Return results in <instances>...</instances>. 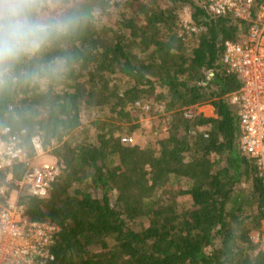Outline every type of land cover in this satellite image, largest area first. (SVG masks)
Wrapping results in <instances>:
<instances>
[{"label": "trees", "instance_id": "trees-1", "mask_svg": "<svg viewBox=\"0 0 264 264\" xmlns=\"http://www.w3.org/2000/svg\"><path fill=\"white\" fill-rule=\"evenodd\" d=\"M205 1L39 0L42 14L90 17L69 47L67 79L0 93V139L18 136L32 157L39 136L60 168L46 199L18 196L28 220L57 229L50 264H264L250 236L264 223V174L239 149L230 96L241 83L223 63L226 43L251 23L213 17ZM185 9L189 35L179 27ZM138 103L169 116L153 145L116 135L136 128ZM200 105L214 117L189 115ZM87 112L97 116L84 124ZM83 126L95 140L77 136ZM24 172L14 164L0 185L11 173L7 193L19 192Z\"/></svg>", "mask_w": 264, "mask_h": 264}, {"label": "built area", "instance_id": "built-area-1", "mask_svg": "<svg viewBox=\"0 0 264 264\" xmlns=\"http://www.w3.org/2000/svg\"><path fill=\"white\" fill-rule=\"evenodd\" d=\"M205 6L213 17L231 15L251 23L240 42L226 43L223 63L241 83L240 89L230 96L231 103L238 107L239 149L244 156L253 159L264 174V0H206ZM194 31L188 22L180 26L181 34L189 35ZM136 106L142 109L139 103ZM8 132L5 129L2 134ZM121 142L130 144L132 138L124 137ZM31 145L34 158L44 154L39 136L31 139ZM32 157L18 136L0 139V173L14 164L23 165L25 172L14 183L16 189L30 197L46 199L60 168L50 160L35 163ZM10 182L12 174L8 173L4 184L0 185V264H50L57 229L28 220L18 200L13 201L12 195L7 193L6 184Z\"/></svg>", "mask_w": 264, "mask_h": 264}, {"label": "clouds", "instance_id": "clouds-1", "mask_svg": "<svg viewBox=\"0 0 264 264\" xmlns=\"http://www.w3.org/2000/svg\"><path fill=\"white\" fill-rule=\"evenodd\" d=\"M89 23L81 9L45 15L39 0H0V93L67 79L76 65L69 47Z\"/></svg>", "mask_w": 264, "mask_h": 264}, {"label": "rangeland", "instance_id": "rangeland-1", "mask_svg": "<svg viewBox=\"0 0 264 264\" xmlns=\"http://www.w3.org/2000/svg\"><path fill=\"white\" fill-rule=\"evenodd\" d=\"M47 6L49 7V11L52 12V10L54 9L52 8V5H47ZM189 17H190V14L188 10L185 9L184 11H182L180 14L181 24L189 21ZM141 110L143 111L138 112L137 121L132 123L131 125H128V128L129 126H133V125L136 126V128L130 132H124L121 135H118V134L116 135L120 137H131L132 138L131 144L140 145V147H145V146L153 145L157 141V139L165 137L166 131L168 128L169 116L167 114H164L161 110V107L158 105L153 106L152 111H151L149 106L143 104ZM191 114H196V115L201 114L207 118L214 117L213 110L208 105H200L198 107H194L191 110V112H189V115ZM96 116H97L96 112L95 113L87 112L82 117L83 119L82 121L84 124H88L92 122ZM79 134L77 136L80 139H84V140L89 139L91 141L93 139L95 140L94 132L92 130L87 129L86 126H83L82 128H80ZM74 139L76 138L74 137ZM78 141L75 140L76 143ZM32 160H35L34 161L35 163H38L39 161H43V160H50V161L56 162V160L53 158L51 149H44V154L41 157L39 156L37 158H34L33 156ZM22 193L24 192L21 190H19V192L13 191L11 193L13 197L12 200L16 201L18 199V196ZM178 201L182 206L189 207L190 202L188 198L186 197L181 198ZM250 236L253 242L258 246V248L260 250H264V223H262V226L259 231L251 232Z\"/></svg>", "mask_w": 264, "mask_h": 264}]
</instances>
